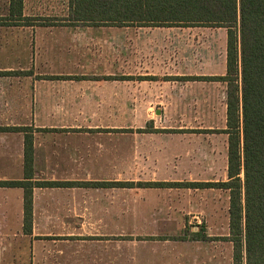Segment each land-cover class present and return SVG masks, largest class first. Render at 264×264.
<instances>
[{
    "label": "crops",
    "instance_id": "1",
    "mask_svg": "<svg viewBox=\"0 0 264 264\" xmlns=\"http://www.w3.org/2000/svg\"><path fill=\"white\" fill-rule=\"evenodd\" d=\"M26 2H21V18H28ZM65 9L68 16V0ZM10 10L8 0V23L31 28L26 42L48 40L44 26L56 24H40L36 31L43 32L32 34L35 25L15 20ZM75 39L81 37L67 35L64 41ZM139 39L123 40L120 72L106 59L72 57L68 51L62 61H33L32 46L24 53L31 64L14 68L19 76H0V128L18 129L0 131V181L24 179L29 137L33 183L28 230L24 189L0 187V220H19L15 226L0 225V264H234L233 243L226 239L228 191L178 185L226 181L227 174L225 180L187 178L186 168L173 159L195 153L192 148L210 152V135L204 129L162 126L159 109L142 119L116 120L114 113L119 106L129 116L131 107L173 105L178 90L193 85L188 82H209L195 77L225 72L148 68L134 51ZM52 52L59 53L54 47ZM222 148L227 149L225 138ZM204 219L217 221L199 225Z\"/></svg>",
    "mask_w": 264,
    "mask_h": 264
},
{
    "label": "trees",
    "instance_id": "2",
    "mask_svg": "<svg viewBox=\"0 0 264 264\" xmlns=\"http://www.w3.org/2000/svg\"><path fill=\"white\" fill-rule=\"evenodd\" d=\"M21 18L22 0H9ZM67 19L78 23L211 27L226 30L225 75L197 78L225 84L226 181L178 184L225 189L234 264H264V0H68ZM18 9L12 11V6ZM11 20V18H6ZM10 73V72H9ZM0 128V131H17ZM25 139L24 179L0 187L24 189L23 226L30 229L31 146ZM59 185L39 182L36 185ZM204 240L206 236H202Z\"/></svg>",
    "mask_w": 264,
    "mask_h": 264
},
{
    "label": "rangeland",
    "instance_id": "3",
    "mask_svg": "<svg viewBox=\"0 0 264 264\" xmlns=\"http://www.w3.org/2000/svg\"><path fill=\"white\" fill-rule=\"evenodd\" d=\"M7 1L0 0V69L10 68L13 71H0V76H19L20 72L14 68L25 66L27 62L31 64L30 57H26L24 53L32 46L33 61L36 57L38 61L43 58L48 63L51 60L62 61L68 51L72 57L83 54L89 59H106L108 67L120 72L122 46L125 45L123 40L128 36L140 38L141 48L136 47L137 51L135 49L134 51L140 53L138 54L140 62L142 65L147 64L148 68L156 67L166 70L168 67V72L173 73L176 69L179 74L204 72L210 75H222L225 72L226 30L224 28L140 27L110 24H72L70 26L64 22L67 19L65 9L67 0H26V16H28L26 23L35 25L32 34L43 32V30L36 31L42 26L40 24H56L51 27L44 26L48 40L43 37L45 40L40 43H29L24 39L30 34V27L11 24L4 19L7 14ZM51 34L56 36L49 40ZM67 35L78 36L81 39H75V43L66 44L64 38ZM95 40L104 42H95ZM53 47L59 52L57 55L52 52ZM40 51L42 55L39 58ZM187 84L193 85L180 88L177 92L178 99L173 105L131 107L129 116L125 113L126 108L119 106L114 108V113L117 114L115 119L122 120V116L142 119L146 112L150 116H155L154 109H159L163 115L162 126L194 131L204 129L202 132H207L210 135L209 141L214 144V147L208 149L210 152L199 153L198 149L192 148L195 153L176 154L173 159L178 168H186L187 178L225 180L227 149L222 148V143L225 138L227 147V136L215 131L225 126V85L218 81H209L204 84L188 82ZM164 120L166 122H163ZM200 221L199 225L210 226L215 225L217 220ZM18 222L19 220H0V225L15 226ZM221 222L219 220V225Z\"/></svg>",
    "mask_w": 264,
    "mask_h": 264
}]
</instances>
